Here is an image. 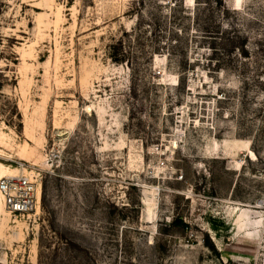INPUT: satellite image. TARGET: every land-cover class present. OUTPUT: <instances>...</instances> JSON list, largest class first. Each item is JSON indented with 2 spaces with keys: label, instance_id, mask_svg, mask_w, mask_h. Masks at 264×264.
<instances>
[{
  "label": "rangeland",
  "instance_id": "obj_1",
  "mask_svg": "<svg viewBox=\"0 0 264 264\" xmlns=\"http://www.w3.org/2000/svg\"><path fill=\"white\" fill-rule=\"evenodd\" d=\"M0 264H264V0H0Z\"/></svg>",
  "mask_w": 264,
  "mask_h": 264
},
{
  "label": "built area",
  "instance_id": "obj_2",
  "mask_svg": "<svg viewBox=\"0 0 264 264\" xmlns=\"http://www.w3.org/2000/svg\"><path fill=\"white\" fill-rule=\"evenodd\" d=\"M0 192L7 211L12 214L24 215L36 208L37 184L23 170L0 176Z\"/></svg>",
  "mask_w": 264,
  "mask_h": 264
},
{
  "label": "bare ground",
  "instance_id": "obj_3",
  "mask_svg": "<svg viewBox=\"0 0 264 264\" xmlns=\"http://www.w3.org/2000/svg\"><path fill=\"white\" fill-rule=\"evenodd\" d=\"M22 166V167H21ZM13 169H10V168H8L7 166L5 167V169L0 173V176H4L5 174H15V173H18V172H20L21 170H24V167H23V165L22 164H20L19 165V171L17 172V168L16 167H12ZM25 174H27V173H25ZM0 195H1V197H2V200H3V196H2V194H1V192H0ZM3 202H4V200H3Z\"/></svg>",
  "mask_w": 264,
  "mask_h": 264
}]
</instances>
